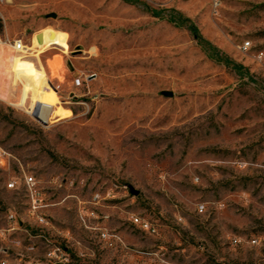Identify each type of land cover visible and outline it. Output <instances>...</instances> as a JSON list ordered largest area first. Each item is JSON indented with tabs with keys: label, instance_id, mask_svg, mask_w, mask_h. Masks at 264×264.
Returning a JSON list of instances; mask_svg holds the SVG:
<instances>
[{
	"label": "rangeland",
	"instance_id": "rangeland-1",
	"mask_svg": "<svg viewBox=\"0 0 264 264\" xmlns=\"http://www.w3.org/2000/svg\"><path fill=\"white\" fill-rule=\"evenodd\" d=\"M8 23L64 32L67 80L41 123L7 58L0 264H264V0H0V46Z\"/></svg>",
	"mask_w": 264,
	"mask_h": 264
},
{
	"label": "crops",
	"instance_id": "crops-1",
	"mask_svg": "<svg viewBox=\"0 0 264 264\" xmlns=\"http://www.w3.org/2000/svg\"><path fill=\"white\" fill-rule=\"evenodd\" d=\"M6 14V13H5ZM6 18H8V14L5 15ZM9 22V20H7ZM47 29L52 28H44L43 25L37 24L32 30L33 33H31L29 39H27L23 34L20 33L18 24L10 25L9 23L5 25L4 30L1 34L2 40L4 42H7L11 44L14 40H22L24 43L31 45L33 44V47L36 51H55L52 49H46L48 45H34L35 42L33 40V35L39 34L41 32L46 31ZM54 30V29H53ZM61 32V31H60ZM64 33V32H62ZM65 34V33H64ZM66 35V34H65ZM66 44H67V38H66ZM43 48V49H42ZM48 52L42 55L41 57L35 55L32 59V66H36L37 68H40L43 74H46L47 81L50 82L53 86L57 88V84L61 83L62 81H66L67 77V64L65 67L62 66L61 58L65 56L64 53L56 52L53 54L48 55ZM17 55L10 47H8L6 44L0 46V100H10L14 98V95L12 94V89L10 88V83L8 79V73H7V58L11 55ZM40 55V54H39ZM52 61L54 63H52ZM57 61V62H56ZM57 63V64H56ZM66 63V62H65ZM52 66V68H50ZM52 69V70H51ZM7 85V86H6ZM50 86L49 83H47V87ZM10 89V90H9ZM7 90V91H6ZM6 94V95H5Z\"/></svg>",
	"mask_w": 264,
	"mask_h": 264
},
{
	"label": "bare ground",
	"instance_id": "bare-ground-1",
	"mask_svg": "<svg viewBox=\"0 0 264 264\" xmlns=\"http://www.w3.org/2000/svg\"><path fill=\"white\" fill-rule=\"evenodd\" d=\"M39 34L41 36V43L40 44H46V45L49 44V46L46 49H52V50H55V51H58L61 53L65 52L64 43H65L66 37L61 32L53 30V29H47L46 31L41 32ZM37 35L38 34L33 35V40L35 42L34 45H38V43L36 41ZM7 45H8V47H10L12 49L11 44L7 43ZM31 46H32V49L34 51V56H35L36 51H35L33 45H31ZM43 52H44V50L37 51V55L42 54ZM22 57L26 58L24 56H22ZM27 59H30V58H27ZM54 62L52 61V63H54ZM40 68H36L35 69L36 73L34 75H32L35 77V80L30 79L29 82H27L25 85H23L22 88L19 90V95H18V98H17L16 102L14 103V105L18 108L25 109L26 112H28L29 114H32L36 110L37 111L36 114H37L38 119L41 122H45L47 120L52 108L57 103V97L54 93L51 92L52 89L50 86H48L49 89H46L42 96L39 94V88H38L39 83H41L42 81H45L46 83H48V81L45 77V74L42 73ZM50 68H52V66ZM18 77L19 76H18V73L16 72V69L12 70L8 73L10 88L12 90H15V86L18 84ZM34 82H36V83L34 84ZM27 105H28V107H27Z\"/></svg>",
	"mask_w": 264,
	"mask_h": 264
},
{
	"label": "built area",
	"instance_id": "built-area-1",
	"mask_svg": "<svg viewBox=\"0 0 264 264\" xmlns=\"http://www.w3.org/2000/svg\"><path fill=\"white\" fill-rule=\"evenodd\" d=\"M11 47L17 55L24 56L26 58H31L34 56V51L32 49V46L24 43L20 39L12 41ZM246 47H249V43H245L242 48L246 49ZM80 85H81L80 78L74 79L73 86L78 88L80 87ZM32 183H33L32 177L24 176V185L29 187L30 185H32ZM13 187H14V182L7 184V188L12 189Z\"/></svg>",
	"mask_w": 264,
	"mask_h": 264
},
{
	"label": "water",
	"instance_id": "water-1",
	"mask_svg": "<svg viewBox=\"0 0 264 264\" xmlns=\"http://www.w3.org/2000/svg\"><path fill=\"white\" fill-rule=\"evenodd\" d=\"M36 41H37L38 44L41 43V36H40V34H38V35L36 36ZM162 95L165 96V97H171L172 94L169 93V92H162ZM36 113H37V111L35 110V111L31 114V116H32L33 118H35L36 120L40 121V120L38 119ZM40 122H41V121H40ZM41 123H42V122H41ZM130 193H131L132 195H137V192L134 191V190L131 189V188H130Z\"/></svg>",
	"mask_w": 264,
	"mask_h": 264
},
{
	"label": "trees",
	"instance_id": "trees-1",
	"mask_svg": "<svg viewBox=\"0 0 264 264\" xmlns=\"http://www.w3.org/2000/svg\"><path fill=\"white\" fill-rule=\"evenodd\" d=\"M195 38L198 39V38L196 37V35H195ZM200 42H201V39H200Z\"/></svg>",
	"mask_w": 264,
	"mask_h": 264
}]
</instances>
